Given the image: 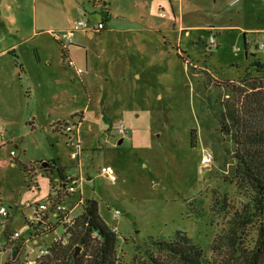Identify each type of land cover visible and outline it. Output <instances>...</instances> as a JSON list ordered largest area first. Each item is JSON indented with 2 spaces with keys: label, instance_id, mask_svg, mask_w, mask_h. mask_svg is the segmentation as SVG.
<instances>
[{
  "label": "rangeland",
  "instance_id": "rangeland-1",
  "mask_svg": "<svg viewBox=\"0 0 264 264\" xmlns=\"http://www.w3.org/2000/svg\"><path fill=\"white\" fill-rule=\"evenodd\" d=\"M193 1L184 12L195 25L189 34L154 11L155 32L139 31L144 22L132 15L117 24L128 32L118 26L91 37L74 32V46L89 50L78 74L49 29L63 33L79 20L94 28L107 11L103 2L0 0V206L11 212L5 224L0 217V264L13 245H22L21 261L34 264L40 248L65 233L59 226L34 243L24 217L30 203L48 195L58 168L83 177L82 197L98 200L102 218L118 232L122 264H146L157 253L154 242L178 231L203 247L207 264L253 261L261 218L243 216L256 190L220 117L237 109L249 130L262 123L263 115L253 113L254 102L264 99V73L251 63L264 60V32L250 33L247 53L243 28L264 26V0H220L229 6L221 20L207 0ZM174 6L179 19L182 7ZM79 7L87 12L80 15ZM208 23L236 28H204ZM61 116L67 118L55 130ZM120 121L132 131L122 143L115 130ZM64 124L75 126L72 133L62 131ZM108 165L115 182L101 172ZM15 230L23 236L12 240Z\"/></svg>",
  "mask_w": 264,
  "mask_h": 264
},
{
  "label": "trees",
  "instance_id": "trees-1",
  "mask_svg": "<svg viewBox=\"0 0 264 264\" xmlns=\"http://www.w3.org/2000/svg\"><path fill=\"white\" fill-rule=\"evenodd\" d=\"M105 8L107 9L106 5ZM108 9L102 12V20L106 27L109 19ZM105 27V29H106ZM104 29V30H105ZM248 33H244L247 53L249 50ZM64 60L67 58L66 49L63 47ZM257 72L264 73V60L255 58L251 63ZM248 74V73H247ZM255 89L260 85L254 86ZM254 115L261 117L262 123L253 130L248 123L243 122L244 117L237 111H223L220 117L222 130L235 141L237 148L235 156L238 158L239 168L256 190L253 198L252 211L245 213L243 218L252 219L251 216L260 217L259 240L254 252V259L250 264H263L264 259V99L255 101ZM260 107V108H259ZM250 124V123H249ZM60 125L56 123L55 130ZM68 125L64 124L62 131ZM248 126V127H247ZM250 127V128H249ZM64 168H58V174H65ZM72 237L70 243H55L49 253L38 260L36 264H122L118 259L117 246L119 235L102 218L98 200L91 198L86 200L82 214L70 228ZM157 253H151L146 264H207V258L203 247L195 243L192 238L183 231H178L172 240H156L154 242ZM86 249L85 254L78 255L77 249ZM20 247L17 246L14 254L5 264H26L18 257Z\"/></svg>",
  "mask_w": 264,
  "mask_h": 264
},
{
  "label": "built area",
  "instance_id": "built-area-1",
  "mask_svg": "<svg viewBox=\"0 0 264 264\" xmlns=\"http://www.w3.org/2000/svg\"><path fill=\"white\" fill-rule=\"evenodd\" d=\"M103 2L104 6L108 5V0H97ZM91 21L90 20H80L76 23L75 29L69 32L63 33H56L53 32L55 37L64 43V48L69 51V47L73 44V34L76 31H82L84 34H88L89 31L92 29L93 31H102L106 27L105 20H101L94 28H91ZM216 38L212 35L210 37L211 44L214 43ZM264 46V44H263ZM68 63L70 66L74 67L78 74H82L85 70L81 67H77L76 63L73 59H69ZM74 125H68L66 127V131L71 132L74 130ZM116 134L125 139L131 136V128L127 125L126 122L120 121L116 125ZM75 135V132H73ZM74 142V138L71 139ZM16 152L12 151V155ZM101 172L108 176V178L115 182L117 180V175L114 168L110 165L103 166L101 168ZM83 177L72 174L70 172H65L63 176L58 175L54 181H51L52 185H50V190L48 195L43 199L33 203H30L26 208L27 211L25 213V220L28 223L29 229V241L34 243L38 242V239L43 233L49 230H58L59 226H62L65 230L63 235H57L52 241L50 245H46L40 248V253L35 259L36 264L38 260L46 256L51 247L55 243L62 242L63 244L70 243L72 232L70 228L75 224L77 218L80 215L74 213L78 207H82L85 205V199L82 197V185H83ZM79 194V199L75 200L74 196ZM118 214L121 212L118 210ZM11 216V212L5 206H0V217L5 221ZM6 226V225H4ZM23 236V233L19 230H15L12 235V240L15 238H19ZM20 247V251L18 253V257L22 251V245H18ZM17 245H13L11 248L12 254H14ZM26 264H33L29 260L25 261Z\"/></svg>",
  "mask_w": 264,
  "mask_h": 264
},
{
  "label": "crops",
  "instance_id": "crops-1",
  "mask_svg": "<svg viewBox=\"0 0 264 264\" xmlns=\"http://www.w3.org/2000/svg\"><path fill=\"white\" fill-rule=\"evenodd\" d=\"M174 1H178L180 6L183 8H181V13H180V17L179 19L175 16V13H174ZM208 6L209 7H213L214 9L216 8V13H217V18L218 20H221L222 19V15L224 13V10H227V8L229 7H221V3H220V0H207L206 1ZM97 4V0H94V6ZM195 5L194 4V1L193 0H108V5H107V9H108V12H109V19L107 21V27H106V30L107 32L110 31V29H113L115 28L114 26H118L117 24H119V20H122V19H130L131 18V15L133 16V18L135 17H140L143 22H144V25L142 27V29L139 27L138 30L139 31H149V32H155L157 30H159L160 28L159 25L156 23V24H153V19H152V15L150 13H152L153 11L156 12V14H158V16H162L164 15L165 18L169 19V20H176L178 23H179V30H187V33L189 34L190 33V28L191 27H194L195 25L192 23V20L190 19H187L186 16H185V11L186 9H192ZM244 4L243 3H240V6H243ZM81 8V9H80ZM101 10V9H100ZM171 10L172 13L170 12H167ZM183 10V12H182ZM233 10V8H230L229 11ZM78 11L80 12V15L83 14L84 12H87V10H84L82 7H79L78 8ZM234 11V10H233ZM238 11H241V7L237 9V12ZM134 13V14H133ZM135 16V17H134ZM171 16V17H170ZM121 18V19H120ZM80 21V20H79ZM78 21H70L68 23V25L66 26V31H64L65 33L66 32H69V31H72L73 29H75L76 27V23ZM145 23H148L147 25ZM158 25V26H157ZM213 27L215 29H218L220 30V28L225 31L224 29H227V28H230V29H235L236 27L234 26H229L228 24H221V23H208L206 24V27ZM118 29L119 32H128V31H131L132 28L130 27H127L126 25H121V26H118L116 27ZM244 29V33L247 32L248 33V36H247V39H248V42L250 43V45L252 44L251 40H250V37H251V34H258L259 32H264V26H253L252 28H243ZM176 30V29H175ZM174 30V31H175ZM49 31L51 33H53V30H50ZM80 35H85L82 31L79 32ZM89 36H95V31H93L92 29L89 31ZM74 35L73 34V39H74ZM74 45H77V44H72L70 47H69V51L67 53V58L66 59H73L76 63V66L77 67H81L83 68L84 70H86V66L88 65V59H87V56H88V48L83 45L82 49H77L76 46ZM87 48V50H86ZM82 51L83 52V56L85 58V61H80L79 62V52ZM18 62H17V66H18ZM83 65V66H82ZM17 72H21L22 69L20 67H17L16 68ZM63 118H67V117H63L61 116L60 118H58V120H56V122H58L59 120L63 119ZM54 122L53 125L56 123Z\"/></svg>",
  "mask_w": 264,
  "mask_h": 264
},
{
  "label": "water",
  "instance_id": "water-1",
  "mask_svg": "<svg viewBox=\"0 0 264 264\" xmlns=\"http://www.w3.org/2000/svg\"><path fill=\"white\" fill-rule=\"evenodd\" d=\"M124 141V139H120L119 143H122ZM49 163L48 162H45L44 165H48ZM80 247H78L77 251L79 250ZM78 254V253H77Z\"/></svg>",
  "mask_w": 264,
  "mask_h": 264
}]
</instances>
